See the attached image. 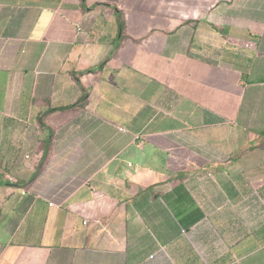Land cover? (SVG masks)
Returning a JSON list of instances; mask_svg holds the SVG:
<instances>
[{"label":"crops","instance_id":"1","mask_svg":"<svg viewBox=\"0 0 264 264\" xmlns=\"http://www.w3.org/2000/svg\"><path fill=\"white\" fill-rule=\"evenodd\" d=\"M0 264H264V0H0Z\"/></svg>","mask_w":264,"mask_h":264},{"label":"built area","instance_id":"2","mask_svg":"<svg viewBox=\"0 0 264 264\" xmlns=\"http://www.w3.org/2000/svg\"><path fill=\"white\" fill-rule=\"evenodd\" d=\"M77 32H80V29H79V28L77 29ZM121 131H122V130H121Z\"/></svg>","mask_w":264,"mask_h":264}]
</instances>
